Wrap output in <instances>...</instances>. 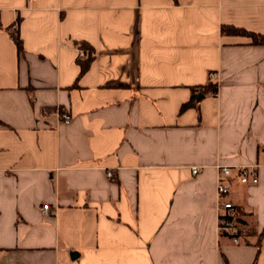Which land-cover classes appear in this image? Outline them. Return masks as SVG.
I'll return each instance as SVG.
<instances>
[{"label": "crops", "instance_id": "obj_1", "mask_svg": "<svg viewBox=\"0 0 264 264\" xmlns=\"http://www.w3.org/2000/svg\"><path fill=\"white\" fill-rule=\"evenodd\" d=\"M222 27L264 0H0V264H264V44Z\"/></svg>", "mask_w": 264, "mask_h": 264}, {"label": "built area", "instance_id": "obj_2", "mask_svg": "<svg viewBox=\"0 0 264 264\" xmlns=\"http://www.w3.org/2000/svg\"><path fill=\"white\" fill-rule=\"evenodd\" d=\"M34 1V0H31ZM80 56H84L81 52ZM209 78L215 80V75L210 74ZM59 122L68 123L71 117L59 110L55 112ZM193 175L199 172L198 167H191ZM241 185L254 186L259 182L257 167L245 166L236 169L232 175V168L227 166L217 167V181H216V211H217V230L218 233L227 237L233 244L239 245L241 243L240 220L241 212L237 205L228 199L231 188L234 182ZM49 205L44 204L41 207V212L44 214L49 213Z\"/></svg>", "mask_w": 264, "mask_h": 264}, {"label": "trees", "instance_id": "obj_3", "mask_svg": "<svg viewBox=\"0 0 264 264\" xmlns=\"http://www.w3.org/2000/svg\"><path fill=\"white\" fill-rule=\"evenodd\" d=\"M221 32L224 34H245L252 39L254 44H264V36L250 34V33H246L245 31H242V30H237V29L228 28V27H222ZM12 38L16 44L18 54H21L22 53V46H21L20 39L14 33H12ZM81 48L84 50V53L86 56L83 61L79 60L80 71H81V73H83L86 71L90 61L93 58V50L85 48L84 46H81ZM199 90L203 93L214 94L216 92V85L211 83V82H208L205 86L200 87ZM189 106H191V103H186V104L182 105L180 108V111H184ZM258 243H259V238L256 242V245H258Z\"/></svg>", "mask_w": 264, "mask_h": 264}]
</instances>
